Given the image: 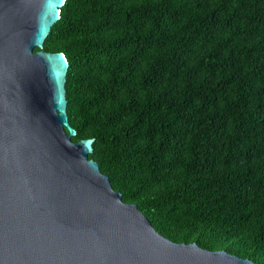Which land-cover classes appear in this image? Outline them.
I'll list each match as a JSON object with an SVG mask.
<instances>
[{"label":"trees","instance_id":"trees-1","mask_svg":"<svg viewBox=\"0 0 264 264\" xmlns=\"http://www.w3.org/2000/svg\"><path fill=\"white\" fill-rule=\"evenodd\" d=\"M43 49L65 54L72 140L94 139L123 201L264 264V0H65Z\"/></svg>","mask_w":264,"mask_h":264},{"label":"water","instance_id":"water-1","mask_svg":"<svg viewBox=\"0 0 264 264\" xmlns=\"http://www.w3.org/2000/svg\"><path fill=\"white\" fill-rule=\"evenodd\" d=\"M64 2L0 0V264H260L164 237L89 158L94 139L72 140L68 60L43 49Z\"/></svg>","mask_w":264,"mask_h":264}]
</instances>
